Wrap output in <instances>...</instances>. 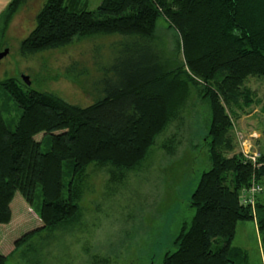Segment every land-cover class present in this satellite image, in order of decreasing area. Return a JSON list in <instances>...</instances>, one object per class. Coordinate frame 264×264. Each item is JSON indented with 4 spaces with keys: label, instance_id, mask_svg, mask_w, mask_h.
Instances as JSON below:
<instances>
[{
    "label": "trees",
    "instance_id": "trees-1",
    "mask_svg": "<svg viewBox=\"0 0 264 264\" xmlns=\"http://www.w3.org/2000/svg\"><path fill=\"white\" fill-rule=\"evenodd\" d=\"M28 1L11 0L0 13L1 39ZM64 2L46 0L20 43L22 56L100 36L120 37L127 50L103 79L101 96L85 108L28 89L23 80L0 82V94L20 111L10 129L0 103V226L12 219L16 193L30 207L38 189L42 197L41 226L15 246L80 216L91 165L110 167L113 182L137 170L183 109L192 86L210 110L202 142L211 167L190 196L191 222L181 225L174 251L164 254L162 264H236L238 252L231 249L236 225L254 217L264 250V147L254 163L242 153L229 156L231 115L236 117L241 102L246 107L253 102L244 83L264 78V0H101L94 11ZM160 19L177 34L182 64L159 57L154 35ZM253 183L262 191L251 208L241 203V194ZM6 261L0 254V264Z\"/></svg>",
    "mask_w": 264,
    "mask_h": 264
},
{
    "label": "rangeland",
    "instance_id": "rangeland-1",
    "mask_svg": "<svg viewBox=\"0 0 264 264\" xmlns=\"http://www.w3.org/2000/svg\"><path fill=\"white\" fill-rule=\"evenodd\" d=\"M45 2L29 0L19 13L21 25L17 22L4 39L0 38V52L8 50L0 60V82L13 79L23 84L26 77L30 81L28 89L88 107L101 96L103 79L114 73L110 67L116 65V57L126 54L127 49L119 44L123 39H75L64 48L22 56L20 43L35 27V16ZM100 2L65 0L64 5L71 3L75 10L94 11ZM154 40L159 57L173 60L174 65L183 63L177 51V34L162 19L157 22ZM244 87L251 92L253 102L249 107L241 102V108L235 109L236 117L231 115L229 136L234 150L229 156L243 150L259 152L264 147V78L250 77ZM0 103L7 125L14 129L20 111L2 94ZM209 122L207 103L199 90L190 86L183 109L155 138L137 170L113 182L110 167L91 165L79 203L80 216L55 230L41 231L19 246L15 241L41 226L38 210L42 197L38 189L30 207L16 193L11 203L12 219L0 226V254L7 257L6 264H162L164 254L174 251L181 225L191 222L195 210L190 208V196L201 174L211 167L202 142ZM48 150L45 141L42 151ZM231 249L238 252L236 264H264L256 217L237 223Z\"/></svg>",
    "mask_w": 264,
    "mask_h": 264
},
{
    "label": "built area",
    "instance_id": "built-area-1",
    "mask_svg": "<svg viewBox=\"0 0 264 264\" xmlns=\"http://www.w3.org/2000/svg\"><path fill=\"white\" fill-rule=\"evenodd\" d=\"M244 157L251 162H255L256 159L259 157L258 152L248 153L246 150H243ZM262 191V189L255 185L254 183L251 185V187L244 189L241 194V203L246 206H250L251 208H254L255 205V198L256 196Z\"/></svg>",
    "mask_w": 264,
    "mask_h": 264
},
{
    "label": "crops",
    "instance_id": "crops-1",
    "mask_svg": "<svg viewBox=\"0 0 264 264\" xmlns=\"http://www.w3.org/2000/svg\"><path fill=\"white\" fill-rule=\"evenodd\" d=\"M10 1H11V0H0V13L5 9V7L9 4ZM22 9H23V7L20 9V11L16 14L15 18L12 20V22H11L9 28H8L7 34H8V32H10V30L12 29V27H13L17 22H20L19 24L21 25V20H20V15H19V13L21 12ZM34 14H36V13L34 12ZM34 14H33V16H34ZM33 19H34V18H32V20H30V25H31V23L34 21ZM30 27H31V26H30ZM14 30H17V31H18L19 28H16V29H14Z\"/></svg>",
    "mask_w": 264,
    "mask_h": 264
},
{
    "label": "water",
    "instance_id": "water-1",
    "mask_svg": "<svg viewBox=\"0 0 264 264\" xmlns=\"http://www.w3.org/2000/svg\"><path fill=\"white\" fill-rule=\"evenodd\" d=\"M7 54H8V50H6V49L4 51L0 52V60L3 59ZM22 79L27 86H30V81L28 78L23 77Z\"/></svg>",
    "mask_w": 264,
    "mask_h": 264
}]
</instances>
